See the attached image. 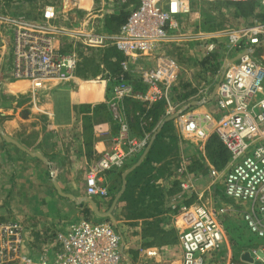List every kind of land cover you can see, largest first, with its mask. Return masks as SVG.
Listing matches in <instances>:
<instances>
[{
  "label": "built area",
  "instance_id": "built-area-1",
  "mask_svg": "<svg viewBox=\"0 0 264 264\" xmlns=\"http://www.w3.org/2000/svg\"><path fill=\"white\" fill-rule=\"evenodd\" d=\"M128 1L46 0L39 5L36 19L0 12V29L11 35L10 77L28 81L33 89L57 86L74 80L82 54L114 46L124 56L119 70L113 74L101 68L92 80L107 84L104 103L118 128L111 149L93 159L85 171V195L107 198L105 174L122 168L130 156L149 145V133H131L122 116L123 100H139L146 106L163 102L164 115L173 118L181 137L203 144L215 135L227 150L224 167H210L209 174L225 197L243 206L241 218L262 240L257 259L264 264V19L202 29L184 25L192 4L229 0ZM253 1L264 5V0ZM119 4H126L125 18L112 31L104 21L121 11ZM190 46L202 60L220 49L231 54L211 96L217 116L191 109L173 93L182 67L173 50L181 53ZM205 90L199 87L198 94ZM177 171L181 175L184 170ZM179 187L187 190L192 184L184 177ZM191 208L192 221L178 235L181 264H198L201 254L217 249L223 241L221 210L215 212L201 203ZM26 233L22 221L0 220V264H121V236L107 218L80 219L50 233V249L35 258L26 251Z\"/></svg>",
  "mask_w": 264,
  "mask_h": 264
},
{
  "label": "crops",
  "instance_id": "crops-1",
  "mask_svg": "<svg viewBox=\"0 0 264 264\" xmlns=\"http://www.w3.org/2000/svg\"><path fill=\"white\" fill-rule=\"evenodd\" d=\"M18 2L21 1L0 0V8L8 9ZM200 2L203 1L192 4L193 11ZM253 2L254 11L249 16L236 15L233 10L235 19L242 21L241 24L253 18L264 19V5ZM125 5L119 4L121 11L113 15H125L122 11ZM10 42L0 29V220L17 219L24 223L27 228L25 248L35 258L43 249H50L47 243L50 233L65 230L71 223L84 219L78 208L86 214L85 203L89 205L80 200L86 196L85 171L93 159L111 149L118 128L117 120L104 103L107 84L92 79L101 68L116 73L124 56L117 50L121 59L113 71L100 63L91 75H77L74 80L57 86L44 84L33 89L28 81L10 77ZM102 50L82 54L79 63L85 55ZM201 62L190 65L182 62V67L187 70L200 65L202 68ZM186 73L188 83L182 84L178 78L173 93L178 99H184L191 109L211 111L217 116L219 112L211 97L215 84L211 89L206 82L195 87L191 82L194 73ZM201 86L205 87V93L198 94ZM122 106V116L128 121L131 133L150 134L148 149L130 156L122 168L105 174L110 194L107 198L91 197L104 212L120 193L112 208L113 219L96 216L90 205L93 214L85 218H107L112 222L121 236V264H181L178 235L192 221L191 206L196 203L215 212L221 210L218 217L223 228L220 246L201 254L198 264H259L258 238L241 218L243 206L225 197L221 185L210 177L209 168L213 166L205 149L208 140L215 135L203 144L194 138L181 137L173 118L164 115L163 102L146 106L139 100L124 99ZM3 134L26 151L7 142ZM168 145L170 150H167ZM28 152L38 153L42 158ZM178 168L184 170L181 175ZM184 177L190 180V189H180L179 180ZM53 182L62 193L72 197L59 194ZM26 200L29 207L25 211ZM152 219H156V228L175 232L176 242L156 245L153 236L143 237V222Z\"/></svg>",
  "mask_w": 264,
  "mask_h": 264
},
{
  "label": "rangeland",
  "instance_id": "rangeland-1",
  "mask_svg": "<svg viewBox=\"0 0 264 264\" xmlns=\"http://www.w3.org/2000/svg\"><path fill=\"white\" fill-rule=\"evenodd\" d=\"M21 2H18V4L10 6V8L2 9L0 8V12H4L8 14H19L22 12L26 18L29 19H36L39 17V5L42 3V1L46 0H20ZM194 7V11L186 16L183 20L185 26H197L202 29L206 28H220L223 26H231V25H238L243 23L242 21L236 20L234 15H233V10L234 8L230 6V4H227L226 2H210V1H203L200 2L199 4H196ZM18 12V13H16ZM21 14V13H20ZM7 36V39L11 38V35L9 32H6L3 30ZM176 58H178L181 62L184 64L190 65V63H200L202 60L200 58L199 52H197L196 48L194 49L193 47H188L186 50L183 52H179L176 50H173V54ZM230 53L223 52L222 49L219 51H216L214 55L210 58L209 63L211 65H214L216 70L215 73L210 74V68L211 65H202L203 67L201 68L200 65L194 66L195 69H192V67H188V69H183L181 67V71L179 73V82L182 84L188 83L185 80V76L187 75L186 71L190 75H195V78L192 77L191 82L194 84L195 87H197L199 84H202L203 82L208 83V87L211 89L213 88L214 84L218 81L222 69L224 67L225 60L230 56ZM193 65V64H191ZM187 77V76H186ZM178 81V80H177ZM178 83V82H177ZM169 145L167 146V150L169 149ZM163 156V155H161ZM154 159V158H152ZM30 194V192L28 193ZM30 198V197H29ZM28 198V199H29ZM28 200L24 201L23 204V210L29 207ZM110 205V204H109ZM82 206V205H81ZM85 206L88 208L86 214H83L84 211L83 209L78 208V211H80L81 215L84 216V218H90L92 216L91 209L89 208V205L85 203ZM26 211V210H25ZM258 240V245L262 243V240Z\"/></svg>",
  "mask_w": 264,
  "mask_h": 264
},
{
  "label": "trees",
  "instance_id": "trees-1",
  "mask_svg": "<svg viewBox=\"0 0 264 264\" xmlns=\"http://www.w3.org/2000/svg\"><path fill=\"white\" fill-rule=\"evenodd\" d=\"M227 4H230L234 8V14H238L241 16H249L254 11L255 3L251 0L246 1H226ZM264 15V14H263ZM125 15H112L105 19L104 24L105 26L114 31L117 30L119 25L124 20ZM214 55V54H212ZM205 58L202 60L201 65H207L210 58ZM115 59V61L113 60ZM121 59L120 53L117 51V49L114 46H109L103 48V50L99 53H91L88 55H85L82 58V61L78 64L76 74L79 76H88L94 73L95 68L98 66V64L102 63L105 68L108 70H115L117 69V61ZM211 65V63H209ZM215 66L211 65L210 71L211 74L215 73ZM215 136H212L208 142L206 143V157L209 161V163L215 167L216 169L220 168L226 159L228 158V152L227 150L222 146L221 143H219L217 140H215ZM192 169V168H191ZM155 220L152 219L150 221H144L143 225L145 226V229L142 232L143 237L145 235H150L154 237V241L156 245H162V244H169L174 243L177 240L175 232L172 230H162L160 228L155 227Z\"/></svg>",
  "mask_w": 264,
  "mask_h": 264
},
{
  "label": "water",
  "instance_id": "water-1",
  "mask_svg": "<svg viewBox=\"0 0 264 264\" xmlns=\"http://www.w3.org/2000/svg\"><path fill=\"white\" fill-rule=\"evenodd\" d=\"M236 58H237V57L235 56L234 58H232V60H231L230 62H232V61L235 60ZM221 77H222V73H221V75H220L218 81H220ZM216 86H217V83L215 84V86H214V88H213V90H212V95H213L214 92H215ZM2 136H3V138H4L7 142H11V143L17 145L20 149L26 151V150H25L24 148H22V147L18 144V142H16L15 140H12L11 138H9L8 136H6V135H4V134H3ZM147 149H148V146H147V148L145 149V151H147ZM28 153L31 154V155H34V156H37V157L42 158V157L40 156V154H38V153H35V152H28ZM53 184H54L55 188L57 189V191L59 192V194H61V195H63V196L72 197V196L69 195V194H64V193H62L61 190H60V188L57 186V184H56L55 182H53ZM119 195H120V193H117V195L113 198L112 203H111L110 207L108 208V210H106V211H104V212H101V211L98 209V206L96 205L95 201H94L91 197H89V196H85V197H83V198L80 199V200H81V201L83 200V201L88 202L96 216H99V217H109V218L113 219V217H112V213H111V212H112V208H113V206L115 205V203H116V201H117ZM247 260L251 261L250 258H247Z\"/></svg>",
  "mask_w": 264,
  "mask_h": 264
}]
</instances>
